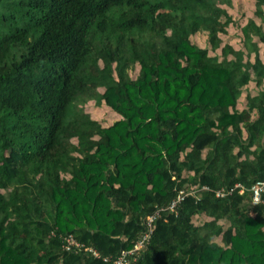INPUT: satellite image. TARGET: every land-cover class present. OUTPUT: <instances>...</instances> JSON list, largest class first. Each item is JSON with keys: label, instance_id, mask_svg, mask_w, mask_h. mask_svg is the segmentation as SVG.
I'll return each instance as SVG.
<instances>
[{"label": "trees", "instance_id": "1", "mask_svg": "<svg viewBox=\"0 0 264 264\" xmlns=\"http://www.w3.org/2000/svg\"><path fill=\"white\" fill-rule=\"evenodd\" d=\"M254 2L241 25L231 0H0V264H109L193 185L211 189L164 211L132 264H264V193L216 195L264 179ZM90 100L121 117L103 126Z\"/></svg>", "mask_w": 264, "mask_h": 264}, {"label": "built area", "instance_id": "2", "mask_svg": "<svg viewBox=\"0 0 264 264\" xmlns=\"http://www.w3.org/2000/svg\"><path fill=\"white\" fill-rule=\"evenodd\" d=\"M211 189L207 185H202L199 187L198 185H193L188 189L182 188L178 191L176 197L166 206H160L156 208L150 215L147 216L145 224L147 230L141 234L140 238L135 242L134 246L130 249H125L118 255L116 258H110L107 256H103V260L109 264H132L137 261L141 256V251L146 249V245L150 239L151 233L155 228V224L157 219L162 215V213L166 210L171 212H177L178 207L186 198V196H198V192L200 190H209ZM235 189H239L241 193L245 190L250 192V196L253 203H259L262 201V195L264 193V179L256 181L251 187L246 188L245 185L238 182L234 187L230 189L221 188L216 190V195L219 197L225 196L226 194L232 193ZM66 248L71 250H85L91 252L96 257H101V254L98 250L93 247L86 246L85 244L79 242L75 239L73 235H69L66 237Z\"/></svg>", "mask_w": 264, "mask_h": 264}, {"label": "rangeland", "instance_id": "3", "mask_svg": "<svg viewBox=\"0 0 264 264\" xmlns=\"http://www.w3.org/2000/svg\"><path fill=\"white\" fill-rule=\"evenodd\" d=\"M228 12L234 17V19H238V22L242 25L244 24L249 18H253L257 22H260V17L255 13V4L254 0H231L230 4L223 5ZM226 35L229 34L233 38V42H237L239 45L241 43L240 37L241 36V29L239 26L235 25L234 23L230 22L226 27ZM228 32V33H227ZM193 41L200 44L201 46H205V38L202 36H193ZM226 39L231 40V38L226 37ZM139 71V67L131 72L133 77H136L137 72ZM98 90L103 91V88H98ZM86 111L89 112L92 117L99 120L103 126L111 125L116 119L120 118V114L113 110L110 106L106 105L105 103L98 105L95 100H90L85 104ZM99 138V136L97 137ZM206 218V217H205ZM196 222H199V218L196 216Z\"/></svg>", "mask_w": 264, "mask_h": 264}, {"label": "crops", "instance_id": "4", "mask_svg": "<svg viewBox=\"0 0 264 264\" xmlns=\"http://www.w3.org/2000/svg\"><path fill=\"white\" fill-rule=\"evenodd\" d=\"M254 4H255V2H254ZM257 22V21H256ZM246 23V22H245ZM244 23V24H245ZM257 23H260V22H257ZM243 25V24H242ZM228 33V32H227ZM241 33H242V31H241ZM225 35H226V33H225ZM226 37H228V38H231V40L229 41L231 44H234L235 46L237 45L238 46V44H237V42L235 41V42H233V38L231 37V35H230V32H229V34H227V36ZM240 37V36H239ZM240 40H241V37H240ZM259 53H260V58H261V60L263 61V63H264V43H260L259 44ZM252 59H254L253 57H252ZM259 88L257 87V85H256V82L255 81H251L250 82V88H249V91L248 92H244L242 95H241V97H240V99H239V103H238V106H239V108H244L245 106H246V102H247V95H249L250 93L251 94H255V91L256 90H258ZM257 92V91H256Z\"/></svg>", "mask_w": 264, "mask_h": 264}]
</instances>
